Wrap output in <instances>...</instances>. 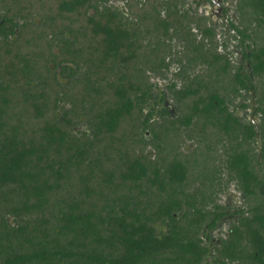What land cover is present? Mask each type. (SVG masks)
<instances>
[{
    "label": "trees",
    "instance_id": "1",
    "mask_svg": "<svg viewBox=\"0 0 264 264\" xmlns=\"http://www.w3.org/2000/svg\"><path fill=\"white\" fill-rule=\"evenodd\" d=\"M234 12L0 0V264H264V0Z\"/></svg>",
    "mask_w": 264,
    "mask_h": 264
},
{
    "label": "rangeland",
    "instance_id": "2",
    "mask_svg": "<svg viewBox=\"0 0 264 264\" xmlns=\"http://www.w3.org/2000/svg\"><path fill=\"white\" fill-rule=\"evenodd\" d=\"M118 4H121V1H118ZM235 4H236V0H230V1L228 0L227 2L224 3L225 7L228 9L229 17H232V18L235 17V12H234L235 11ZM225 21H226V19L220 20L218 18V19H215L214 23L219 26L221 23H225ZM224 29L227 31V27H224ZM173 45H175L177 48L180 47L179 44H177L175 42ZM234 55H235L234 57L236 58V61L241 60V57L238 53H236ZM249 117H250V119L255 121V119L252 116H249ZM225 202L229 203V204L237 203L238 202V195L235 194L233 191L230 192L228 197H225ZM225 228L226 227L224 226V229ZM224 229L220 230L219 232H215V234L213 235L215 237L213 241L217 240V237L221 236L223 234Z\"/></svg>",
    "mask_w": 264,
    "mask_h": 264
},
{
    "label": "flooded vegetation",
    "instance_id": "3",
    "mask_svg": "<svg viewBox=\"0 0 264 264\" xmlns=\"http://www.w3.org/2000/svg\"><path fill=\"white\" fill-rule=\"evenodd\" d=\"M200 6V11L206 12L212 22L215 19H224V10L227 9L223 0H193ZM230 1V0H229Z\"/></svg>",
    "mask_w": 264,
    "mask_h": 264
}]
</instances>
